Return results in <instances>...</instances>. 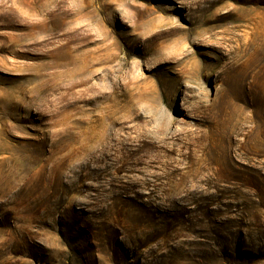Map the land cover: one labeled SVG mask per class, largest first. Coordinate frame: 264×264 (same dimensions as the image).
Wrapping results in <instances>:
<instances>
[{
  "label": "rangeland",
  "instance_id": "1",
  "mask_svg": "<svg viewBox=\"0 0 264 264\" xmlns=\"http://www.w3.org/2000/svg\"><path fill=\"white\" fill-rule=\"evenodd\" d=\"M0 264H264V0H0Z\"/></svg>",
  "mask_w": 264,
  "mask_h": 264
}]
</instances>
